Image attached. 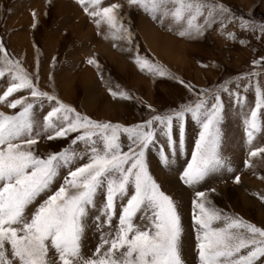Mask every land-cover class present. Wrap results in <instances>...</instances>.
Returning a JSON list of instances; mask_svg holds the SVG:
<instances>
[{
    "label": "rangeland",
    "instance_id": "1",
    "mask_svg": "<svg viewBox=\"0 0 264 264\" xmlns=\"http://www.w3.org/2000/svg\"><path fill=\"white\" fill-rule=\"evenodd\" d=\"M0 264H264V0H0Z\"/></svg>",
    "mask_w": 264,
    "mask_h": 264
},
{
    "label": "bare ground",
    "instance_id": "2",
    "mask_svg": "<svg viewBox=\"0 0 264 264\" xmlns=\"http://www.w3.org/2000/svg\"><path fill=\"white\" fill-rule=\"evenodd\" d=\"M171 48L170 49H173V50H175V47H173V45L172 46H170ZM167 49V48H166ZM65 93V92H64ZM65 97L66 98H68L66 95H65Z\"/></svg>",
    "mask_w": 264,
    "mask_h": 264
}]
</instances>
